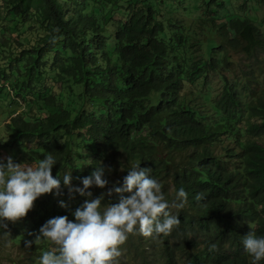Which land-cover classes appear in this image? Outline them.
<instances>
[{
	"label": "trees",
	"instance_id": "obj_1",
	"mask_svg": "<svg viewBox=\"0 0 264 264\" xmlns=\"http://www.w3.org/2000/svg\"><path fill=\"white\" fill-rule=\"evenodd\" d=\"M253 1L264 10V0ZM156 3L0 0V92L10 87L26 107L2 123L0 145L20 146L22 166L53 155L61 184L60 195L45 194L20 221L0 227V240L21 246L27 264H39L51 246L24 241L52 217L74 220L86 199L70 198L65 173L83 187L96 167H111L106 188L89 189L95 198L121 186L138 162L167 200L183 187L187 202L170 236H128L120 249L133 264H251L242 243L249 225L264 237V86L254 84L256 69L264 74V14L259 22L221 17L225 2L206 0L192 28L172 32L185 27ZM203 42L196 56L191 50ZM229 51L248 64L237 76L228 71ZM211 75L221 83L216 92ZM117 199L106 195L101 211Z\"/></svg>",
	"mask_w": 264,
	"mask_h": 264
},
{
	"label": "clouds",
	"instance_id": "obj_2",
	"mask_svg": "<svg viewBox=\"0 0 264 264\" xmlns=\"http://www.w3.org/2000/svg\"><path fill=\"white\" fill-rule=\"evenodd\" d=\"M5 159L6 162L0 159V227L7 229L8 223L15 224L24 218L40 196L53 190L60 195L61 184L52 175L57 160L51 154L34 166L15 163L11 156ZM106 171L111 172V167H96L90 176L82 178L83 187L71 185L70 172L63 175L70 198L75 192L86 199L72 212L74 220L67 215L52 217L39 228L34 240L24 241L27 248L42 240L51 246L42 252L39 264H118L120 246L130 234L155 239L170 236L179 227L178 215L187 202L183 187L176 191L174 199L167 200L162 184L150 177L151 169L140 167L138 162L127 171L121 186H116L119 182L113 183L93 198L91 187L105 189L109 184L104 178ZM113 193L118 196L117 202L108 203L101 211L104 197ZM201 198L198 193L196 199ZM59 205L67 207L63 200ZM249 228L242 241L243 248L252 258L251 264H259L264 260V237H258L251 225ZM209 250L215 251L217 246L212 244Z\"/></svg>",
	"mask_w": 264,
	"mask_h": 264
},
{
	"label": "rangeland",
	"instance_id": "obj_3",
	"mask_svg": "<svg viewBox=\"0 0 264 264\" xmlns=\"http://www.w3.org/2000/svg\"><path fill=\"white\" fill-rule=\"evenodd\" d=\"M156 1V7L159 9V11H162L163 14L172 15L174 18L178 19L185 28H173L172 32L178 31V32H184L186 28H192L193 22H195L198 18L203 17V9H204V2L206 0H154ZM159 1V2H158ZM225 2V8L219 9L217 11V14L219 16H223L225 14H229L231 12H236L239 16H249L251 17L255 22H259L260 18L264 14L263 8L256 4L253 0H246L245 1V7L240 8V5L243 2V0H223ZM227 18L219 19V21H225ZM199 36H202V34H199ZM203 37V36H202ZM201 37V38H202ZM205 49V42H203L198 47L196 46L191 51L196 56L200 55V53ZM202 54V53H201ZM228 54L230 55L229 60L231 61V69L228 71H232V74L234 76H237L240 74V69L244 68L246 66V61L243 58L244 56L240 53H236L234 51H229ZM248 65V64H247ZM227 74L228 72L225 71ZM208 81L213 87V92H216L220 89L221 83L217 76H210L208 78ZM254 84L256 88L258 89L261 86H264V74L261 70L256 69L255 71V80ZM10 87H3L2 91L0 92V126L2 123L8 121L9 116L12 114V112H17L20 110H23L24 106L22 104H17L14 101V95L10 91ZM196 99V97H195ZM199 101V99H198ZM0 150L6 154L7 157L11 156L13 161L15 163H21L22 155H24V152L22 151L21 147L18 145H3L1 143ZM22 165V164H21ZM121 168L118 167L119 172ZM167 189L169 192H172V187L167 184ZM45 197V194L40 196V199H43ZM121 250V256L118 258V263L125 262L124 264H133V261H131L128 256L125 255V253ZM126 252V251H125ZM22 247L12 244L10 242L4 243L0 240V264H27L26 261H23L22 259Z\"/></svg>",
	"mask_w": 264,
	"mask_h": 264
}]
</instances>
